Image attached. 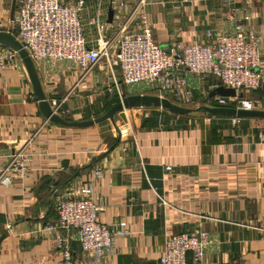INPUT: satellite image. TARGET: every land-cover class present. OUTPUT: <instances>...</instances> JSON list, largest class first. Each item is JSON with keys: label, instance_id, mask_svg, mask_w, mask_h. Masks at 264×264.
<instances>
[{"label": "crops", "instance_id": "crops-1", "mask_svg": "<svg viewBox=\"0 0 264 264\" xmlns=\"http://www.w3.org/2000/svg\"><path fill=\"white\" fill-rule=\"evenodd\" d=\"M102 1L86 0L79 15L91 48L98 37L112 47L116 43V24L107 22L110 0ZM147 1L152 37L166 52L177 44L208 43L209 34L234 32L235 24L225 18L227 0ZM13 6L14 18L16 0H0V28L12 31ZM250 13L248 22L241 14L236 18L260 38L264 79V0H254ZM97 16L102 33L91 24ZM34 66L49 104L63 101L68 109L60 116L66 121L101 116L103 96L161 95L154 86L152 93H143L142 86L121 84L118 70L107 66L95 67L82 80L69 63ZM185 78L196 104L217 87L211 77ZM244 97L261 109L264 82ZM125 112L133 116L128 132L118 131L110 120L80 129L56 126L40 114L21 61L0 70V165L20 154L28 169L9 186L0 185V264H60L54 247L57 197L76 196L89 187L85 195L101 208L99 221L126 222L130 233L115 240L104 264H159L165 240L180 232L207 236L202 264H264V120H194L159 108ZM71 237L73 259L87 263L90 256L75 233ZM187 264H192L190 254Z\"/></svg>", "mask_w": 264, "mask_h": 264}, {"label": "built area", "instance_id": "built-area-1", "mask_svg": "<svg viewBox=\"0 0 264 264\" xmlns=\"http://www.w3.org/2000/svg\"><path fill=\"white\" fill-rule=\"evenodd\" d=\"M227 1L225 18L235 24L233 33L209 34L208 43L177 44L168 52L152 37L146 13L147 0H136L133 4L110 0L112 21L116 24L113 47L104 37L97 38L95 47L88 46L79 18L86 0H16L12 34L33 63L72 64L80 72V80L95 67L107 66L109 70H118L121 84L154 86L161 94L159 97L185 107L193 99L185 74L201 81L211 77L216 80L217 87L234 89L236 96L205 97V106L253 110L255 102L244 95L257 91L264 82L259 70L260 38L255 32L245 30L236 17L241 14L242 20L248 22L254 0ZM97 18L91 19V24H97L98 32L102 33L104 25H98ZM18 62L20 59L15 51L0 45V70L15 67ZM110 80L117 87L114 74L110 75ZM62 104L63 101L51 100L52 112L58 116L68 115V110L61 109ZM165 169L171 171L170 167ZM27 173L25 160L20 154H13L4 167L0 165V185L7 187L14 177L23 178ZM96 177L100 175L96 173ZM91 191L89 187L76 196L57 197L55 228L59 234L54 247L59 253L60 264H78L72 256V233L81 250L90 256L89 261L82 264H104L113 255L115 240L130 234L126 222L107 226L99 221L101 208L85 195ZM207 246L205 234L180 232L165 240L158 262L187 264L190 254L192 264H202Z\"/></svg>", "mask_w": 264, "mask_h": 264}, {"label": "water", "instance_id": "water-1", "mask_svg": "<svg viewBox=\"0 0 264 264\" xmlns=\"http://www.w3.org/2000/svg\"><path fill=\"white\" fill-rule=\"evenodd\" d=\"M15 6L12 9V16L10 21H13V13ZM112 21V11L111 9L108 11L107 22L111 23ZM0 45H3L12 51H15L21 63L23 64L28 78L30 80L33 96L35 101L37 102V106L40 114L44 117V119L56 126H63L69 128H87L94 124L101 123L105 120L114 121V117L117 114H123L125 111L131 109H139V108H159L162 110H166L171 114L177 116H186L192 113H197L209 117H226L232 118L235 120H245V119H260L264 120V102L262 104L261 109H253V110H241L235 108H227V107H209V106H200L195 110L185 108L182 106H178L172 102H170L165 97H159L154 95H129L122 99H120L117 103L113 104L104 114L99 116L98 118L92 120L85 121H66L60 116L54 114L51 110L50 104L42 91V87L34 66V63L29 58L26 51L22 48L20 43L16 40L11 30H7L4 28H0ZM167 94V93H165ZM236 96V92L231 88H224L222 86L217 87L213 91H211L208 95L209 98L214 97H234ZM241 98L242 95L239 94ZM42 188V186H41Z\"/></svg>", "mask_w": 264, "mask_h": 264}, {"label": "rangeland", "instance_id": "rangeland-1", "mask_svg": "<svg viewBox=\"0 0 264 264\" xmlns=\"http://www.w3.org/2000/svg\"><path fill=\"white\" fill-rule=\"evenodd\" d=\"M102 2H103V5H104L105 0H103ZM106 2H107V0H106ZM133 86H135V85H133ZM139 86H142L143 87V89L141 90V92H143V93H152L151 85H148V84H140ZM106 93H108V92H106ZM110 97H111V100H113L114 96H112V94H111ZM248 98H249V100L253 101V98H251V97H248ZM111 100H107L103 96V99L101 101V105L104 106L105 104H108ZM202 103L205 104V99L204 98H203V101H200V104L199 103L196 104L192 100V102L190 104H188L187 106H185V108H189V109L195 110L196 108H198L200 106H204V105H202ZM61 109L68 110V109H64L63 106H62ZM104 112L105 111L103 110L102 114ZM132 117H131V115L129 116L128 113H126V112H124L122 115L121 114L120 115L119 114L115 115L114 121H115L116 127L118 128V131L128 132L129 131V129L127 130V128H128L127 125L129 124L128 123V120H130V118H132ZM202 117L203 118H209L208 116L200 115V114H197V113H195V114L193 113V114H191L189 116V118L194 119V120H198V119H200Z\"/></svg>", "mask_w": 264, "mask_h": 264}, {"label": "trees", "instance_id": "trees-1", "mask_svg": "<svg viewBox=\"0 0 264 264\" xmlns=\"http://www.w3.org/2000/svg\"><path fill=\"white\" fill-rule=\"evenodd\" d=\"M118 101L119 99L117 97H114L113 100L103 106V110L106 112L113 104L117 103Z\"/></svg>", "mask_w": 264, "mask_h": 264}]
</instances>
